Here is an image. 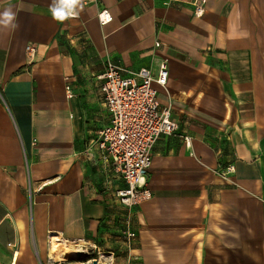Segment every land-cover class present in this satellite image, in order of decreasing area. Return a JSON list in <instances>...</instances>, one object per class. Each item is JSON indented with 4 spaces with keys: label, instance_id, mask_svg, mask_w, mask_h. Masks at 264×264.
<instances>
[{
    "label": "crops",
    "instance_id": "obj_1",
    "mask_svg": "<svg viewBox=\"0 0 264 264\" xmlns=\"http://www.w3.org/2000/svg\"><path fill=\"white\" fill-rule=\"evenodd\" d=\"M200 1L81 0L57 22L52 0H0L17 25H0V264H55L69 242L113 264H264V0ZM107 59L155 75L166 60L178 122L153 147L130 249L126 183L88 149L111 120Z\"/></svg>",
    "mask_w": 264,
    "mask_h": 264
},
{
    "label": "built area",
    "instance_id": "obj_2",
    "mask_svg": "<svg viewBox=\"0 0 264 264\" xmlns=\"http://www.w3.org/2000/svg\"><path fill=\"white\" fill-rule=\"evenodd\" d=\"M204 10L202 0L196 4L195 13L201 15ZM98 19L101 24H107L113 15L108 8H102L98 12ZM157 44L160 42L157 41ZM27 49L34 50V47L28 45ZM102 77L101 90L111 120L99 130L98 137L88 149L96 146L104 161H110L126 183L125 187L117 190L116 195L125 207L120 234L130 249L137 237L132 227L133 208L153 196L148 182L153 147L159 137L174 134L178 129L171 103L163 105L159 97L158 85L167 86L169 66L166 60L162 61L155 75L147 67L133 70L107 59ZM69 95H72L71 92ZM225 170L224 173L230 172L234 166L229 165ZM94 248L98 257L94 256V251L84 248L87 255H91L87 261L96 258L102 264H113L105 261L106 257L99 248Z\"/></svg>",
    "mask_w": 264,
    "mask_h": 264
},
{
    "label": "clouds",
    "instance_id": "obj_3",
    "mask_svg": "<svg viewBox=\"0 0 264 264\" xmlns=\"http://www.w3.org/2000/svg\"><path fill=\"white\" fill-rule=\"evenodd\" d=\"M82 6L81 0H52L50 5L51 16L57 22H64L78 15L77 9ZM14 20L15 13L10 9L0 13V25L4 27L16 28L17 25L13 23Z\"/></svg>",
    "mask_w": 264,
    "mask_h": 264
},
{
    "label": "rangeland",
    "instance_id": "obj_4",
    "mask_svg": "<svg viewBox=\"0 0 264 264\" xmlns=\"http://www.w3.org/2000/svg\"><path fill=\"white\" fill-rule=\"evenodd\" d=\"M79 248L83 249L82 246L76 245V243H73V242L72 243L69 242L67 246H65L64 244H59V251H57L54 254V263L55 264H70L72 262L87 261V259H89L91 255H87V252L85 250H83L84 255L80 259H75L72 256L71 250H76ZM94 256L98 257V253L94 254Z\"/></svg>",
    "mask_w": 264,
    "mask_h": 264
},
{
    "label": "water",
    "instance_id": "obj_5",
    "mask_svg": "<svg viewBox=\"0 0 264 264\" xmlns=\"http://www.w3.org/2000/svg\"><path fill=\"white\" fill-rule=\"evenodd\" d=\"M72 252V256L75 258V259H80V258H82L83 257V255H84V251L83 250H79V251H77V249L76 250H72L71 251ZM70 264H102L101 263V261H99L98 259H93V260H91V261H80V262H72V263H70Z\"/></svg>",
    "mask_w": 264,
    "mask_h": 264
},
{
    "label": "bare ground",
    "instance_id": "obj_6",
    "mask_svg": "<svg viewBox=\"0 0 264 264\" xmlns=\"http://www.w3.org/2000/svg\"><path fill=\"white\" fill-rule=\"evenodd\" d=\"M70 250H71V249H70ZM70 250H69V251H70ZM79 250L81 251V250H84V249H81V248L77 249V251H79ZM71 251H72V250H71Z\"/></svg>",
    "mask_w": 264,
    "mask_h": 264
}]
</instances>
